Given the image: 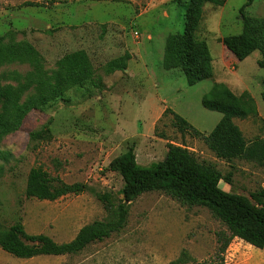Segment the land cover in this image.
I'll return each instance as SVG.
<instances>
[{"label": "rangeland", "instance_id": "1", "mask_svg": "<svg viewBox=\"0 0 264 264\" xmlns=\"http://www.w3.org/2000/svg\"><path fill=\"white\" fill-rule=\"evenodd\" d=\"M247 0H226L222 6L204 4L198 36L207 42L213 75L195 84L182 72L162 65L165 38L184 29L188 0H0V36L4 43L33 45L47 76L65 54L84 50L94 67L95 81L69 87L40 110H31L20 127L0 142V224L20 222L29 234H45L61 243L94 221L106 220L122 195V178L110 161L132 146L136 162L147 166L161 160L167 144L186 147L199 161L231 172L227 191L250 197L264 189V166L245 160L218 159L202 135L180 132L170 108L202 134H208L221 113L204 108L202 96L213 82L235 94L247 92L256 113L234 118L246 141L264 139V68L253 51L237 61L220 38L242 29L240 8ZM29 5H25L26 3ZM244 14L264 18V0H254ZM119 59L123 69L105 71ZM37 69L28 63L0 66V87L25 86L22 99L34 93ZM0 102V113H1ZM40 166L80 192L54 200L27 198L30 168ZM106 195L105 200L98 196ZM228 231L205 206L183 204L161 191L140 194L128 208L124 226L101 241L71 254L18 258L0 248V264H264V248L239 238L222 250Z\"/></svg>", "mask_w": 264, "mask_h": 264}, {"label": "trees", "instance_id": "2", "mask_svg": "<svg viewBox=\"0 0 264 264\" xmlns=\"http://www.w3.org/2000/svg\"><path fill=\"white\" fill-rule=\"evenodd\" d=\"M226 0H188L185 9L184 29L169 34L165 38L162 65L165 69H179L187 84L192 85L213 75L212 57L207 42L197 34L203 17L204 4L222 6ZM254 0H247L240 8L242 29L239 33L220 38L222 47L239 62L253 51H259L262 58L257 61L264 68V18L244 14V9ZM25 5H29L27 2ZM28 63L37 69L34 93L24 97L25 86L7 84L0 87V142L9 132L17 130L24 117L31 110L47 107L62 96L69 87L82 86L95 81L94 67L87 53L80 49L65 54L57 61V68L47 76L42 70L39 58L32 44L26 41L4 43L0 36V66L10 63ZM124 62L119 59L109 61L106 72L123 69ZM261 98L264 101V78ZM204 108L221 113V118L208 134H202L186 119L166 108L172 114L173 123L184 133L190 130L202 135L206 146L218 159L228 163L234 160L255 162L264 166V139L254 138L246 141L234 118H245L256 113L252 97L245 91L235 94L226 84L213 82L202 96ZM109 167L122 178L121 199L114 208L105 203L111 217L94 220L82 226L73 239L58 243L45 234H29L20 222L8 227L0 224V248L18 258H31L39 255H62L76 253L86 245L101 241L113 232L119 231L126 222L130 203L140 194L150 191L164 192L183 204L207 207L228 231L218 232L224 237V251L233 238H239L253 247L264 248V189L251 192L250 197L226 191L219 186L220 181L231 183V172L222 174L214 164L199 161L186 147L167 144L165 156L147 166L136 162L132 146L110 161ZM79 184L68 185L58 177L51 176L40 166L30 168L24 194L27 198L54 200L67 192H80ZM105 200L106 195L98 196ZM177 258L170 264H180Z\"/></svg>", "mask_w": 264, "mask_h": 264}, {"label": "crops", "instance_id": "3", "mask_svg": "<svg viewBox=\"0 0 264 264\" xmlns=\"http://www.w3.org/2000/svg\"><path fill=\"white\" fill-rule=\"evenodd\" d=\"M222 189L226 190L225 188H222ZM226 191H227V190H226ZM39 256H41V255H39Z\"/></svg>", "mask_w": 264, "mask_h": 264}]
</instances>
